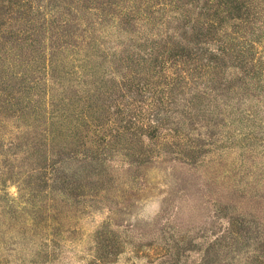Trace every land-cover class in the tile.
I'll list each match as a JSON object with an SVG mask.
<instances>
[{
  "label": "rangeland",
  "instance_id": "1",
  "mask_svg": "<svg viewBox=\"0 0 264 264\" xmlns=\"http://www.w3.org/2000/svg\"><path fill=\"white\" fill-rule=\"evenodd\" d=\"M0 264H264V0H0Z\"/></svg>",
  "mask_w": 264,
  "mask_h": 264
}]
</instances>
